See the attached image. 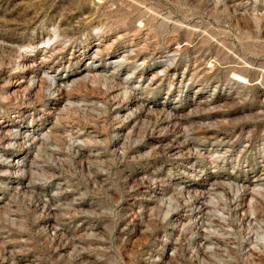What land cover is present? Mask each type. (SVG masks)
Listing matches in <instances>:
<instances>
[{
    "label": "rangeland",
    "instance_id": "obj_1",
    "mask_svg": "<svg viewBox=\"0 0 264 264\" xmlns=\"http://www.w3.org/2000/svg\"><path fill=\"white\" fill-rule=\"evenodd\" d=\"M0 264H264V0H0Z\"/></svg>",
    "mask_w": 264,
    "mask_h": 264
}]
</instances>
